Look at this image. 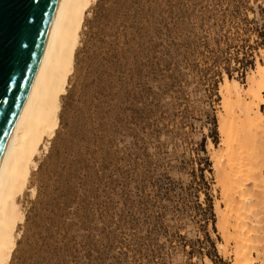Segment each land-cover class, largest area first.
I'll return each mask as SVG.
<instances>
[{
	"label": "rangeland",
	"instance_id": "obj_1",
	"mask_svg": "<svg viewBox=\"0 0 264 264\" xmlns=\"http://www.w3.org/2000/svg\"><path fill=\"white\" fill-rule=\"evenodd\" d=\"M263 48L264 0L95 1L10 264H232L220 86Z\"/></svg>",
	"mask_w": 264,
	"mask_h": 264
},
{
	"label": "bare ground",
	"instance_id": "obj_2",
	"mask_svg": "<svg viewBox=\"0 0 264 264\" xmlns=\"http://www.w3.org/2000/svg\"><path fill=\"white\" fill-rule=\"evenodd\" d=\"M97 0H63L50 39L0 170V264H10L25 219L21 197L32 171L60 124L62 96L75 68L77 49L90 7ZM244 85L224 77L220 86V147L212 158L222 185L218 226L226 243L234 242L232 264H256L264 249V48ZM213 148V143L210 142ZM261 148V149H260ZM256 191V194H255ZM254 195L258 205L253 203ZM257 207H261L259 212ZM260 215V216H259ZM253 251L257 252V257ZM206 264H215L206 258Z\"/></svg>",
	"mask_w": 264,
	"mask_h": 264
},
{
	"label": "water",
	"instance_id": "obj_3",
	"mask_svg": "<svg viewBox=\"0 0 264 264\" xmlns=\"http://www.w3.org/2000/svg\"><path fill=\"white\" fill-rule=\"evenodd\" d=\"M63 0H0V170Z\"/></svg>",
	"mask_w": 264,
	"mask_h": 264
}]
</instances>
